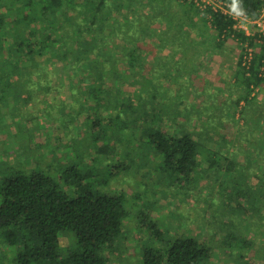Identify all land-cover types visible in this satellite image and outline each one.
<instances>
[{
	"label": "rangeland",
	"instance_id": "1",
	"mask_svg": "<svg viewBox=\"0 0 264 264\" xmlns=\"http://www.w3.org/2000/svg\"><path fill=\"white\" fill-rule=\"evenodd\" d=\"M144 1L133 2L131 7L126 3L120 12L115 9L113 21H118L121 31L128 29L130 21L129 31L137 35L140 20L144 21L153 8L151 4L144 6ZM157 1L152 2V15L158 16L154 18L176 11L178 21L173 22V29L184 27L188 36L185 39L191 45L184 49L180 46L184 39L173 37L165 47L159 43L157 31L144 36L140 58L133 64L120 61V77L107 80V86L117 89L120 100L138 92L145 101L155 95L156 103L161 102L176 125L181 123L198 133L209 149L220 147L223 155L215 158L221 166H213L210 171L203 161L189 181L178 182L163 167L148 137H140V129L133 139L140 140V147L130 145L131 134H126V146L121 142L119 146L124 149L121 155L112 160L93 159L89 156L94 151L93 133L84 120L87 113L75 117L84 99L79 93L83 85H76L80 91H69L62 73L66 62L42 56L46 66L42 69L49 70V75L43 77H50L51 87L22 84L0 89V177L37 170L56 179L63 168L81 160L85 169L97 174V190L109 195L123 193L128 212L124 236L108 264H142L145 247L158 250L188 237L211 247V259L205 264H264V84L254 87L249 101L239 99L243 85L238 83L237 62L244 54L243 46L233 39L218 46L210 24L201 22L204 8L195 1L200 8L197 13L189 8L187 0H164L161 6L156 5ZM33 12L35 15L39 9L35 7ZM109 22L112 26V20ZM153 25L158 27V22ZM251 28V32L256 29ZM109 30L107 27L103 34ZM151 30L148 28V32ZM120 36L110 37L107 57H120L121 49L131 45ZM152 53L156 56L153 59ZM72 76L77 84L79 76ZM73 93L80 96L79 101L76 95L71 97ZM28 95L33 98L26 99ZM62 100L73 107L72 116L70 109L60 104ZM177 109L183 114H174ZM59 110L65 112L64 117ZM95 113L101 114V110L89 114ZM251 118L254 122L249 124ZM109 172L113 175L108 176ZM139 220L144 227H140ZM153 225L160 231L158 235L150 233ZM74 238L72 232L64 235L60 240L62 249L72 247ZM0 250L10 252L2 245Z\"/></svg>",
	"mask_w": 264,
	"mask_h": 264
},
{
	"label": "trees",
	"instance_id": "2",
	"mask_svg": "<svg viewBox=\"0 0 264 264\" xmlns=\"http://www.w3.org/2000/svg\"><path fill=\"white\" fill-rule=\"evenodd\" d=\"M136 1L0 0V89L22 84L51 87L50 77H43L49 75V70L42 69L46 68L42 56L65 61L62 73L67 78L69 91H80L76 85H83L79 93L84 99L78 104L75 117L83 116L84 111L87 113L84 120L91 127L94 144L90 157L112 160L121 155L124 149L119 146L120 142L126 146V134H131L130 145L140 147V140H133L135 131L140 129V137H148L149 146L161 156L163 167L172 178L178 182L189 181L203 161L209 170L221 166L215 158L218 154L223 155L220 147L211 150L203 144L198 133L181 123L177 126L161 102L156 103L155 95L151 94L145 101L138 92L124 95L120 100L116 97L117 89L107 86V80L120 77L117 72L120 61L125 59L133 64L140 58L144 36H152L157 31L159 43L165 47L173 37L184 39L180 41L184 49L191 45L185 39L188 36L184 27L173 29V22L178 21L176 11L154 18L158 17L152 15L154 0L144 1V6L151 4L153 8L144 21L139 19L137 35L129 31L130 21L126 22L128 29L121 31L118 21H113L112 13L115 9L123 11L126 3L131 7ZM159 2L156 5L161 6L164 0ZM186 2L195 13L200 12L194 0ZM242 4L248 18L255 19L264 0H242ZM35 7L39 12L33 15ZM10 11L13 14L7 13ZM110 20L112 26L108 25ZM157 22L158 27H154ZM201 22L206 26L210 24L218 46L231 39L243 46L244 54L237 62L238 83L243 85L239 99L249 101L248 96L254 87L264 84V35L258 31L247 35L234 27L231 17L210 6L202 10ZM189 25L195 26L191 22ZM107 27L110 30L103 34ZM148 28L152 29L151 32ZM119 35L131 45L121 49L120 57L118 54L117 57H107L110 37L113 39ZM151 57L156 56L152 53ZM72 75L79 76L77 84L71 80ZM71 97L77 101L80 99L76 93ZM29 98L33 97L28 95L26 99ZM240 101L236 104L239 105ZM60 104L69 108L70 115H73V107L63 100ZM216 108L220 110L221 106L216 105ZM91 110H101V114L90 115ZM176 112L183 114V110L177 109L174 114ZM58 113L65 116L64 111ZM252 122L253 119L249 120V124ZM85 165L81 160L75 161L63 168L62 175L56 179L37 170L0 177V245L10 249V252L0 250V264H108L116 244L124 236L123 224L128 215L124 207L125 196L123 193L103 194L97 190L95 187L100 183L97 174L85 169ZM112 175L109 172L108 176ZM139 223L140 227L145 226L140 220ZM150 231L160 233L155 225ZM71 232L75 242L63 250L60 240ZM210 249L196 238H183L158 250L145 247L141 252L142 264H205L211 259Z\"/></svg>",
	"mask_w": 264,
	"mask_h": 264
},
{
	"label": "built area",
	"instance_id": "3",
	"mask_svg": "<svg viewBox=\"0 0 264 264\" xmlns=\"http://www.w3.org/2000/svg\"><path fill=\"white\" fill-rule=\"evenodd\" d=\"M197 5H199L200 7H203L204 9L207 7V6H210L212 9L214 10H219L221 11L222 13H225L227 12V4L228 2L226 1H222V0H194ZM230 17V16H229ZM234 20V19H232ZM264 25V6L259 14V16L255 19H250L248 18V26L247 28H245L244 26H242L239 21L237 20H234V27L239 29V30H242L244 31L247 35L249 34H252L254 33L255 31H258V32H263L264 33V30H261V27ZM251 26H255V30L253 32H251L252 28Z\"/></svg>",
	"mask_w": 264,
	"mask_h": 264
},
{
	"label": "clouds",
	"instance_id": "4",
	"mask_svg": "<svg viewBox=\"0 0 264 264\" xmlns=\"http://www.w3.org/2000/svg\"><path fill=\"white\" fill-rule=\"evenodd\" d=\"M226 14L232 19L239 21V23L247 28L248 16L246 9L243 7L242 0H230L227 4ZM261 30H264V25L260 26Z\"/></svg>",
	"mask_w": 264,
	"mask_h": 264
}]
</instances>
